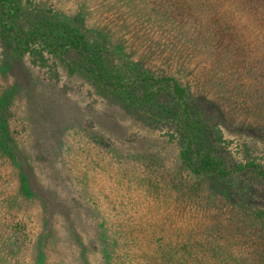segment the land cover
<instances>
[{"label":"rangeland","instance_id":"374dc122","mask_svg":"<svg viewBox=\"0 0 264 264\" xmlns=\"http://www.w3.org/2000/svg\"><path fill=\"white\" fill-rule=\"evenodd\" d=\"M18 2L20 28L45 19L79 25L126 83L132 67L173 75L205 102L230 160L264 164V4ZM67 69L13 60L0 43V98L23 172L39 191L32 200L15 194L17 167L0 158V264H40L43 251L44 264H107V256L109 264H161V248L177 264H214L217 249L230 264H264V214L254 213L264 211V184L254 182L249 200L227 201L184 170L171 120Z\"/></svg>","mask_w":264,"mask_h":264},{"label":"trees","instance_id":"16d2710c","mask_svg":"<svg viewBox=\"0 0 264 264\" xmlns=\"http://www.w3.org/2000/svg\"><path fill=\"white\" fill-rule=\"evenodd\" d=\"M250 3V9H257L260 3L264 4V0H251ZM22 15L18 0H0V43L11 59L18 61L26 55L33 66L49 69L58 65L66 66L69 74L73 70H81L108 94L122 99L126 97L140 108L146 107L160 114L162 121L171 120L176 127L178 158L184 170L223 194L227 201L233 197L235 203L249 200L250 196H255L254 182L264 184V164L252 158L235 162L225 155L223 149L229 141L224 137L218 122L208 117L203 105L205 102L195 98L188 85L182 84L171 74L155 75L135 67L129 71L131 80L126 83L122 68L114 70L109 66L103 43L91 40L79 25L45 19L38 20L32 28L24 30L19 27ZM69 57L72 58L68 60ZM127 88L141 91L143 97L132 98L134 91L123 92ZM8 107L7 101L0 98V158L17 167L19 183L15 187V194L32 200L39 197V191L29 182L27 173L24 174L21 167L23 158L8 125ZM8 208L11 209L12 204ZM254 213L262 218L264 211L258 208ZM11 227L19 241L23 226L16 222ZM102 235L105 237V234ZM100 239L106 241V238ZM171 252L163 248L158 250L159 259L163 260L161 264H177L173 262ZM37 253L41 258L44 257L40 263L44 264L47 257L45 252ZM216 255L214 264H230V258H226L228 256L222 255L218 249ZM106 259L109 264V256Z\"/></svg>","mask_w":264,"mask_h":264}]
</instances>
